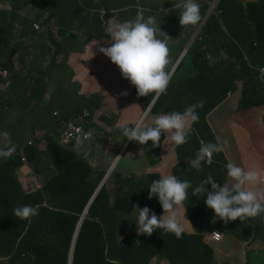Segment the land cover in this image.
<instances>
[{
    "label": "trees",
    "instance_id": "1",
    "mask_svg": "<svg viewBox=\"0 0 264 264\" xmlns=\"http://www.w3.org/2000/svg\"><path fill=\"white\" fill-rule=\"evenodd\" d=\"M7 1L9 0H0L1 3ZM60 1L63 3L69 0ZM80 1L96 5L104 0ZM109 1V4L124 3L129 8L126 16L130 19L143 9L146 16L153 15L160 26L165 23L170 33L176 34L175 28L169 27L165 15L160 13L163 0ZM32 3L38 7L46 6L42 0L25 2L31 6ZM205 12L202 11V17L205 16ZM221 19L227 24L230 36L224 33L218 18L209 15L193 44L182 58L184 63L193 58L198 59L199 74L192 68L194 78L185 90L192 92L203 85H195L191 88L194 79L203 82L209 89L205 102L211 109L226 98L236 80L252 83L251 80L256 77L257 70L264 66V0H223ZM123 20L125 18L121 19ZM236 29L239 30L245 43L236 35ZM10 37L9 31L0 27V57L8 53ZM183 43H179L180 51ZM63 45L55 43L56 52L63 51ZM212 59L215 61L212 62ZM8 60L10 61V57ZM50 63L51 66H47L36 79L34 91V108L38 110L36 117L49 112L48 102L45 100L46 85L52 88L53 84L58 85L60 100L56 101L55 105L62 112V118L69 117L70 111L73 110V116L78 119L83 108L93 111L100 105L98 101H108L109 98H104L102 92L92 93L89 90L81 93V85L79 94L82 100H74V105L69 107L65 103L66 92L62 89V77L55 75L52 70L55 59ZM249 63H259V65L257 68H252ZM12 66L13 61L9 63V67ZM59 67L65 72L73 73L64 68V65ZM11 70L14 76H18V71ZM85 78L87 79V75ZM72 79L80 82L76 72L72 74ZM241 93L237 106L239 112L232 118L235 133H238L237 140L246 154L264 161V111L259 112L256 108L258 104L264 103V89L257 88L256 85L254 88H243ZM207 112L206 108L205 113ZM255 117L257 119L250 121L249 118ZM245 123L248 124L247 128ZM53 124L44 133L47 143L45 161L41 163L42 157L30 163L35 169L34 177L41 176L35 187L28 180L23 181L25 182L23 188L17 183L19 178L16 176V171L21 163L20 155H10L2 159L0 183L2 178L7 191L0 195V263L8 261V264H68L71 237L76 222L106 172V168L101 167V161L93 168L82 156L60 146L57 143L58 123L55 119ZM205 124H198L196 135L199 129L205 131L211 129L210 125L204 128ZM27 125V122H20L8 132L12 143L24 144ZM30 129L33 130L34 126L30 125ZM36 142L37 140L34 139L32 144H26L24 152L26 153L27 149L34 146ZM1 145L3 144L0 142ZM200 147L201 145L194 152L196 153ZM26 157L29 162L33 160L27 154ZM94 162L95 158L92 160L93 165ZM221 163L226 165L228 161L225 159ZM208 175L214 176V181L217 182L218 179L212 173L206 174L202 179ZM117 176L118 181L112 201L103 187L92 199L87 218L83 221L77 236L72 264H113L112 262H115L114 264H118L117 262L160 264L157 262L161 260H165L168 264H227V261L215 260L212 248L197 235L185 232L181 238L177 239L173 234L157 229L151 235L141 233L136 237L133 229H136L134 223L137 211L133 209V206H148L157 216H160L163 210L155 197L148 199V188L145 192L142 190L144 178L139 174L128 172L118 173ZM223 182L224 180H221L219 183L223 184ZM39 184H41L40 187ZM136 186L138 190L132 192ZM198 195L199 198L193 195L188 203L186 201V213L193 228L202 231L205 227L197 223V215L202 213L201 221L207 227L205 219L210 218V215L214 217V214L206 207L203 194ZM16 205H39V214L32 217L30 222L20 219L14 215L13 208ZM238 221H240L239 218L228 223L232 229H237L235 225ZM252 221L253 218H249L243 222V229H239L243 231L242 234L250 233ZM88 222H91L95 228L89 227V230L85 231L84 225ZM220 223L221 220L218 218L214 221L216 226ZM218 228L223 227L218 226ZM122 237L124 241L120 245L117 240Z\"/></svg>",
    "mask_w": 264,
    "mask_h": 264
},
{
    "label": "clouds",
    "instance_id": "2",
    "mask_svg": "<svg viewBox=\"0 0 264 264\" xmlns=\"http://www.w3.org/2000/svg\"><path fill=\"white\" fill-rule=\"evenodd\" d=\"M26 1L28 0H9L11 9L9 19L8 21L3 18L0 20V27L12 34L8 43V53L4 54L2 59L7 64L13 61L14 66L18 62L25 61L31 64L35 63L37 67L34 72L25 74L18 71L22 87L9 103L0 107V136L8 138V141L0 146V165L3 163V158L18 154L20 155L21 163H19L16 176L19 178L21 168L27 172L29 161L24 152V147L26 144H32L34 140H28L24 142L23 146H20L21 144L11 142L8 132L16 124L26 122L22 115L29 114L33 117L29 124L34 126V129L26 127V133L30 132L32 137L38 140L35 137L38 134L35 132V124H37L35 120L51 118L49 112L39 117L35 116L38 110L36 107L34 108V91L36 79L49 65H41L39 57L43 59L46 56L43 33L52 24L58 25L62 30L63 42L68 41V45H65L62 41H53L54 45L55 43L64 44L62 46L63 51L56 52V67L64 65L63 57L65 54H68L71 59L83 53V50L77 51L73 49L77 39H80V44L82 45L91 41L94 44L93 55L84 62V66L88 70L93 83V88L90 92H102L104 98H109L113 101L116 109H120L125 103H127V106L136 105L141 108V112L133 122L121 125L118 123V114L116 112L109 113L107 101H98L100 105L93 111L83 108L79 115V120L70 118L74 117L73 110H71L70 116L64 118L61 130L59 131V125L56 128L58 133L57 143L60 146L73 150L76 154L86 159L93 167L92 160L94 158L102 154L110 155L107 151V146L96 139L100 133H111L113 137L115 136L114 149L117 150L112 154L121 151L125 156L132 154V141H136L140 145L148 144L152 147L161 148L168 146V142L176 145L173 147L183 144L185 146L189 145L190 136L195 131L193 124L199 121L197 109L203 107V100L198 101L196 104H191L182 110L159 111L153 116L149 115L152 112L153 103L166 94L179 64L184 63L182 58L185 53H181L182 50L180 51L179 49L177 55L172 53L174 46L168 38L173 34L170 33L165 23L160 26L157 19L153 15L146 16L143 9L139 10L135 17L130 19V17L126 16L128 12L126 10L127 6L119 2L114 4L98 2V4L92 5L80 0H69L63 3L60 0H42L46 6L38 7L33 3L32 6L25 4ZM206 2L208 5L203 11L208 13L204 17H202V11H200V5L197 0H163L160 6V13L165 15L166 19H164L168 26L174 27L176 33L180 30L189 31L192 26L196 25L194 27L196 30L193 34L195 39L204 22L211 15L210 3H212V0H206ZM6 4L8 2L3 3V9H6ZM53 6L59 7V13H67L72 19H67L59 14L56 16L40 13L35 9L49 10ZM110 6H116L113 11L118 12L116 15H122L121 17L119 16L120 20L105 21V17L107 20L113 19L111 15H108L112 11ZM122 18H125V20L121 21ZM19 22L25 24L29 31H22L18 26ZM200 24L201 27L199 28ZM82 28L88 31L85 37L79 34ZM67 29H70V31L65 32ZM65 33H67V36ZM20 36L27 38L26 44L18 40ZM94 40H99V42L95 44L96 41ZM65 46L70 49L65 51ZM10 52H12L11 55ZM35 55L38 57L34 58ZM58 55H60V61L57 60ZM9 57L10 61L8 60ZM172 59L174 61L170 65ZM177 61L179 62L171 73L170 70ZM214 61L215 59H212V62ZM184 64L193 68L199 74L200 63L197 58L190 59ZM262 68L264 66L257 70L256 77L260 75V69ZM6 74H11L8 68ZM190 74L194 78L192 70ZM194 80L203 83L200 80ZM4 82L5 84L9 83L5 80ZM45 96L47 99V93H45ZM19 100L25 102V108L20 114L11 115L9 112L10 107ZM53 113L56 114V111ZM101 115L106 120L101 119ZM67 122L80 127V131L76 137L71 138L68 142H63L61 132L66 129ZM105 139L107 143L109 138L105 137ZM46 150L47 143L45 142L41 163L45 161ZM221 151H223V148L220 144L202 143L196 154L188 160V168L200 171L204 164L212 163L214 153ZM23 156L25 160L22 159ZM117 159L118 157L115 154L112 163L109 165L108 162L105 167L106 172L96 189V191H99L103 187L110 195V201L115 196L116 183L112 193L104 186V183L110 173L116 169ZM102 162L104 160H101V164ZM223 166H225L224 171L228 177L227 183L218 184L214 181V176L208 175L196 187H193L190 181L173 175L172 171H168L157 179L152 178L150 172L140 173L139 175L142 178L151 179L147 187L148 199L155 197L163 210V214L157 216L148 206L140 207L139 205H134L133 209L137 211V218L134 223L137 232L151 235L157 229H162L165 233L173 234L177 239L181 238L185 232L200 236L203 240L210 236L216 238L215 233H211L208 230L204 231V229L199 231L193 228L195 233L186 231V225L189 223L188 218L184 217L186 207L182 213V218L186 222L185 225L181 221L177 208L189 200V188L192 189L191 195L199 198L198 194H203L206 207L211 209L214 214V221L218 218L224 223H228L239 218L240 221L236 223L235 227L243 229V222L253 218L252 229L248 233V238L254 233L253 228H255L256 221L258 229H261L260 232H262L264 230V184L261 185V183L264 181V177L255 169L246 170L232 162H228L226 165L224 163ZM29 168L35 173L33 166H29ZM117 171L121 174L135 172L133 166H126L123 162L121 168ZM41 184H39V187ZM206 185H210V188L206 187ZM39 207V205H16L13 211L16 217L30 222L32 217L39 214ZM86 208H89L88 204ZM86 218L87 213L82 212L73 230L69 254V260L71 258L70 264H72L80 227ZM214 226L218 230L223 231V229L218 228V226L222 227L221 223L218 226L214 224ZM220 237L218 238L220 239ZM6 264H8V261Z\"/></svg>",
    "mask_w": 264,
    "mask_h": 264
},
{
    "label": "rangeland",
    "instance_id": "3",
    "mask_svg": "<svg viewBox=\"0 0 264 264\" xmlns=\"http://www.w3.org/2000/svg\"><path fill=\"white\" fill-rule=\"evenodd\" d=\"M244 1H247V0H244ZM7 2H8V4H6V9H3L4 5H3V3L0 2V20L3 18L4 20L8 21V19H9V14L11 12V9H10V5H9V1H7ZM197 2L200 5V11H203V9L208 5L206 0H197ZM103 3L104 4H109L110 1L109 0H104ZM222 3H223V0H212V3H210V14L212 16H215L216 18H218L220 24L222 25L224 33L227 36H230L227 24L223 23V21L221 19ZM114 7H116V6H110L112 11H110V13H108V15H111L113 17V19L107 20L106 17H105V21L106 22H109L111 20H120L119 15H116V14H118V12L117 11H113ZM35 9L38 12H40V13L51 14V15H56V16L59 14V15L65 17V18H67V19H72V17L69 14H67V13H59V7L53 6L49 10H41V9H37V8H35ZM128 9L129 8H127L126 10H128ZM207 13L208 12L206 11L205 14L207 15ZM195 30H196V28H192L189 31L180 30L176 34L169 36L168 39H169L170 43L173 44V46H174V49L172 51V53L174 55H177V53H178V51L180 49V47L178 45L180 42H184L181 53H185L189 49V46L191 44H193V39H194L193 34H194ZM61 31L62 30L60 29V27L58 25H56V24H52L50 27H47V29H45V31L43 33V37L45 39L44 51H46V56L43 59H41L39 57V61H40L41 65L47 66L49 64V62H51L53 59L56 60V49H55V45H54L53 41H62L63 42V40H62V32ZM68 31H70V29H67L65 32H68ZM235 33H236L237 36H239L243 40V38L240 35V32H239L238 29H236ZM65 34L67 36V33H65ZM79 34H81L83 37H85V36H87L88 31L86 29L82 28V29H80V33ZM10 35L12 36L11 33H10ZM18 40L21 43H23V44H26V42H27V38L24 37V36H20L18 38ZM94 41H96L95 44H97L99 42V40H94ZM75 42L76 43H75L73 49L77 50V51L83 50V53L80 54V56H77V57H74V58H71V59L69 58L68 54H65V56L63 57V63H64V68L66 67L67 69L71 70L73 73L76 72L77 76L80 79L81 84L77 80H73L72 79V74L73 73L65 72L60 67H56L55 65L52 67L53 73L55 75H57V76L60 75L62 77V81H61L62 89H63V91L66 92L64 94L65 95V103L69 107H72L74 105V100L75 101H78V100L81 101L82 100V97L79 94V89H80L81 85H82V90H81L82 93L88 92L89 90H91L93 88V83L91 82V78H90V76L88 74V70L84 66V62L86 60H88V58L90 56L93 55L92 49H93L94 44H92L91 41H89L86 44L82 45V44H80V39H77ZM243 42H244V40H243ZM63 43L64 44H68V41L66 40ZM69 49L70 48L65 47V51H68ZM87 49H88V51H87ZM37 57L38 56H36V55L34 56V58H37ZM57 60L60 61V55H58V59ZM178 62L179 61L175 62L173 68L170 70L171 73L173 72V69L177 66ZM249 64H250V66L252 68H257L258 65H259V63L258 64L249 63ZM50 66H51V63L48 65V67H50ZM7 68L10 70L11 74H6ZM11 69H13L15 71L22 72V73L25 74V73H28V72H34L37 69V67L35 66V63L31 64V63H28V62H25V61L16 63V66L13 65L12 67H9V64H7L5 62V60L2 59V57H0V107L2 105H4V104L9 103L12 100V98L18 93L20 88L22 87V83L19 80V77L18 76H14L12 74V70ZM191 70H192L191 67H188L186 64L182 63L175 70L173 78L176 77L177 79H180V78L188 75ZM86 75H87V79L85 78ZM4 80L9 82V83L5 84ZM251 81H252V83H248L246 80L244 81V83L240 82L239 99L242 96L241 92H242L243 88L244 89L254 88L257 85V88H263L264 89V68L260 69V75L257 76V77H254ZM57 87H58V85H55V84H53V88L51 86H47L46 85L45 93H47L48 98L45 99V100L48 102L47 109L49 111V115H50L51 118H47V119L42 120V123H41L40 127H42L45 130L48 127H52L54 125L53 124V119H55L57 121L58 125H59V131H60L61 128H62V125H63V121L65 120L64 118H62V112L55 105V102L60 100V96L58 94ZM238 103H239L238 99L230 98V99H228L225 102V108L224 109L226 111L230 112V113L233 112L232 115L238 114L239 110L237 109L235 111L236 106H238L237 105ZM30 106H32V105H30ZM24 108H25V102L23 100H19V101L15 102L10 107L9 112H10L11 115H18V114H20L22 112V110ZM256 108H257V111H259V112L264 111V103L258 104V106H256ZM54 111H56V114L53 113ZM149 115L153 116V115H155V112L152 111ZM232 115L227 114V113L225 114V111L221 108V104H219L218 107L216 108V110L213 113H211L209 116L199 114V121L194 123V124L196 126V129L198 127V124H200V123H202V124L206 123L205 125H207V126L210 124L209 123L210 121H212V123L216 122L217 124H220L221 121L226 120V117H229L228 119L233 122L234 120L232 119L233 118ZM22 117L28 123V125L26 127L28 129H30L29 122L31 120V116L29 114H23ZM70 118L79 120V118L77 119L76 117H70ZM100 118L103 119L105 117H103V115H101ZM112 119H114V118H112ZM249 119H250V121H253L254 119H257V117L249 118ZM39 120H41V119H36L35 122L38 123ZM210 126H211V129H209L207 131L199 129V133H198V135H196V139L194 140V142H196L197 144L211 142V143H217V144H220L221 146H223L225 141L227 140V138L229 136V133L231 131L229 133L223 135L221 132H218L216 130L217 129V125H215V126L214 125H210ZM233 126H234V124H230V125H227L226 128L232 129L231 127H233ZM247 126H248V124L245 123V127L246 128H247ZM213 130L216 133H214ZM237 136H238V133L234 132L233 133V138L235 140H237ZM105 137L109 138L107 143H106ZM96 139L98 141L103 142L107 146V151L110 153V155L109 154H102L100 156H97L95 158L94 166L99 161L105 160L104 162H102V165H101V167L104 169L106 167V165L108 164V162H109V165L112 163L115 154H116V157L118 156L117 163L115 165L116 169H114L110 173V175L108 176V178L106 179V181L104 183V186L112 193L113 190H114V184L118 181V176H117L118 175V171L117 170H119L121 168V164L125 160L126 156L124 154H122L121 151H118L117 153L112 154L117 149H114L115 136L113 137L111 135V133H100ZM28 140H32L33 141V137H32L30 132L26 133V138H25L24 142H27ZM7 141H8V138L0 136V142L2 144H4ZM167 145L171 146V147L176 146L175 144H173L171 142H168ZM20 146H23V144H21ZM42 146H44V144L40 140H37V142H36V144L34 146H32L31 148L27 149L26 154L29 155V157H32L33 160L31 162H29V164L27 165V169H28L27 172H26V170L24 171V169L22 170V168H21V170L19 172V179L20 180L17 181V183L21 187L23 186V184L25 185V182H23L24 180L29 179L28 180L29 183H31L32 186L35 187L36 184H38V181L41 179L40 175H38V177H36V178L34 177L35 174L29 168V166L32 167V165L30 163H33V161L35 159L42 158V156H43ZM180 146H185V144L180 145ZM144 148H145L147 154L151 150L150 145H146ZM154 151H156V149H154ZM220 155H221V152L214 153L213 157L218 159L220 157ZM108 156H109V159H107ZM237 165L245 168L246 170L255 169V170L260 172L261 176H262V173L264 172V168H259L256 165V163H254V162H249L247 164V166H244L242 164H237ZM94 166H93V168H94ZM254 166H257V167L254 168ZM1 170H2V168H0V171ZM143 180H144V184L142 186V190L145 192L151 179H143ZM263 184H264V181L261 183V185H263ZM136 190H138L137 186L135 187V190H132V192H134ZM5 191H7V186H6L5 182H3V180H2V182L0 183V195L2 193H4ZM97 193H98V191H96V192H94L92 194L91 202H92V199L96 196ZM90 204H89V206H90ZM87 212H88V208H86L84 210V213H87ZM205 220L207 222L208 231H210L211 233H218L219 236L224 237V238H228V235L226 233H224L223 231L218 230L213 225V221H214V217L213 216L210 215V218L205 219ZM89 227L95 228V226L91 222H88V223H86L84 225V230L88 231ZM133 233L136 235V237L141 234V233H138L136 229H133ZM259 238H260V230L258 229V223L256 221L255 222L254 233L247 240V242L252 244V243H254V241L258 240ZM123 241H124V237L119 238L117 240V242H119L120 245L123 243ZM204 241L206 243H208L212 247H214L216 243H222L221 239L214 238L212 236L206 237ZM228 247L229 246H227L225 249H220V248L218 249L217 248V251L219 253H226ZM242 250H243V253H244V258L243 259H244L245 264H251L252 259L253 258H257L254 253L248 252V249L245 246L242 247ZM112 263L114 264L115 262H112ZM117 263L121 264L119 262H117ZM157 263L168 264L165 260H163L161 262H157ZM0 264H6V262L5 261H1ZM233 264H238V263L237 262H233Z\"/></svg>",
    "mask_w": 264,
    "mask_h": 264
},
{
    "label": "crops",
    "instance_id": "4",
    "mask_svg": "<svg viewBox=\"0 0 264 264\" xmlns=\"http://www.w3.org/2000/svg\"><path fill=\"white\" fill-rule=\"evenodd\" d=\"M18 26L22 29V31H29L27 26L22 22H19ZM173 61L174 59H172L170 65L173 63ZM192 79L193 77H191L190 73L180 79H177L176 77L172 78L171 84L169 85L166 94L162 95L157 101L153 103L152 111L157 113L159 111L182 110L191 104H196L198 101L203 100L204 101L203 107L197 109L199 114L209 116L211 113H213L216 110L218 105L221 104V108L225 111V114L227 113L232 115L233 112L230 113L224 109L225 102L230 98L238 99L239 101L240 81L242 80H236L234 82L233 87L228 92L226 98H224L213 109H211L209 104L205 102L206 94L209 91V89L205 84L196 82L194 80L191 88L195 85L196 86L202 84L203 85L200 88L193 90L192 92L185 90L186 87L191 85ZM107 105H108L109 113L116 112L118 114V123L120 125L133 122L141 112L140 107L136 105L127 106V103H125L120 109H116L111 99H108ZM206 108L208 109L207 113H205ZM237 109L238 107L236 106L235 111ZM228 118L229 117H226V120L221 121L220 124H217L216 122L212 123V121L209 122L210 123L209 125H214V126L217 125L216 130L218 132H221L223 135L229 133L230 131L231 132L229 133L227 140L222 146L223 151H221L220 157L218 159L213 157L212 158L213 163L211 165L204 164L200 171L191 170L188 168L189 167L188 160L191 159L196 154L194 151L201 145L194 142L197 133L195 124H193L195 131L190 136L189 145L177 146V147L164 146L162 148L152 147L150 145L151 150L147 154L144 147L148 144L140 145L138 142L132 141L133 142L132 154L126 155V158L123 161V163L126 166H133L134 171L138 174L150 172L152 178H156V179L159 178L161 175H164L168 171H172L173 175L180 176L181 179L190 181L193 187L198 186L203 180L202 177L209 173L214 174L216 178L219 180L218 181L216 179L217 180L216 183L219 182L221 183V180H224V182L227 183L228 177L224 171V166H223L224 164L220 163L222 161H225V159H227L228 162H232L235 164H242L244 166H247L249 162H254L259 168H264L263 160L253 158L248 154H246V152L243 150L238 140H235L233 138V133L235 132L234 126L231 127L232 129L226 128L227 125L233 124V122L230 121ZM41 123L42 120H39V122L35 124L36 126L35 132L38 133L37 135H35V137L44 144V146H42V152H43V150L45 149V141L43 139V134L45 133V129L40 127ZM235 124L237 125V123ZM207 127H208L207 125L204 126V128ZM214 133L216 132L214 131ZM161 137L163 136L161 135ZM154 149H156V151H154ZM257 166H254V168H256ZM262 177H264V172L262 173ZM1 182H2V178H1ZM206 187L210 188V185H206ZM188 192L190 194L189 195V199H190L193 196L191 195L192 189L189 188ZM185 207H186V202L184 205L179 206L177 208V212L181 216V221L183 225H185L186 223L185 220L182 218V213ZM162 214L163 212L161 213V215ZM201 215L202 213L197 215L196 217L197 223L203 225L205 227L204 231H206L208 230V227H206L201 221ZM185 216L188 218L186 213V208L184 212V217ZM188 220L189 223L186 225V231H188L189 233H195L189 218ZM221 224L223 227L222 229L224 233L228 235V238L220 237L222 243H216L214 247L210 246L207 243L213 250L215 260L223 261V262L227 261V264H233V262H237L238 264H245L243 259L244 253L242 250V247L245 246L248 249V252L254 253L257 257L252 259L251 264H264V230L260 232V238L251 244L247 242V240L249 239L248 233L242 234L243 231L239 229H232L229 223H224L223 221H221ZM191 235H195V234H191ZM227 246L229 247L226 253H219L217 251V248L225 249Z\"/></svg>",
    "mask_w": 264,
    "mask_h": 264
},
{
    "label": "built area",
    "instance_id": "5",
    "mask_svg": "<svg viewBox=\"0 0 264 264\" xmlns=\"http://www.w3.org/2000/svg\"><path fill=\"white\" fill-rule=\"evenodd\" d=\"M80 131V127L76 126L75 124L71 122L66 123V129H63L61 132L62 141L68 142L71 138H74L78 135ZM23 160H25V157H22ZM215 237H220L218 233H215Z\"/></svg>",
    "mask_w": 264,
    "mask_h": 264
},
{
    "label": "water",
    "instance_id": "6",
    "mask_svg": "<svg viewBox=\"0 0 264 264\" xmlns=\"http://www.w3.org/2000/svg\"><path fill=\"white\" fill-rule=\"evenodd\" d=\"M201 27V24H200V26H199V28ZM92 198V197H91ZM91 198H90V201H89V203H88V205L90 204V202H91ZM71 263V258H70V260H69V264Z\"/></svg>",
    "mask_w": 264,
    "mask_h": 264
},
{
    "label": "bare ground",
    "instance_id": "7",
    "mask_svg": "<svg viewBox=\"0 0 264 264\" xmlns=\"http://www.w3.org/2000/svg\"><path fill=\"white\" fill-rule=\"evenodd\" d=\"M108 176V175H107Z\"/></svg>",
    "mask_w": 264,
    "mask_h": 264
}]
</instances>
